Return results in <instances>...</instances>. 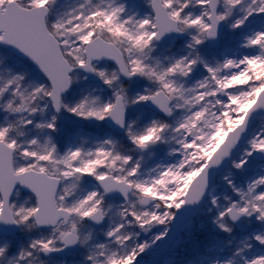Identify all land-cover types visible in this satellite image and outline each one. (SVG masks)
<instances>
[{"label": "rangeland", "instance_id": "rangeland-1", "mask_svg": "<svg viewBox=\"0 0 264 264\" xmlns=\"http://www.w3.org/2000/svg\"><path fill=\"white\" fill-rule=\"evenodd\" d=\"M10 1L27 9L49 7L47 28L74 65L84 63L92 38L114 43L134 80L124 82L109 62L95 63L99 83L74 73L55 115L47 81L29 62L0 48V140L16 151L15 171L33 169L61 179L57 203L72 213L66 227L37 232L31 217L35 201L16 191L11 210L20 230L0 239V261L146 264L189 183L260 90L255 83L264 78V0H220L225 28L218 50L206 41L208 0H162L186 33L183 40L162 44L154 41L151 0H0V7ZM159 90L172 101L170 120L143 107ZM118 95L127 113L121 136L104 124ZM259 148H264V115L253 121L248 142L216 177L205 206L162 264H178L190 248L207 264H264V255L252 252L254 243L264 245V163L252 158ZM106 175L131 185L127 202L105 198L95 180ZM232 204L254 214L243 221L246 235L226 217ZM96 210L105 216L99 229L86 221ZM70 230L79 237L77 251L44 260L41 250L56 249Z\"/></svg>", "mask_w": 264, "mask_h": 264}, {"label": "water", "instance_id": "water-1", "mask_svg": "<svg viewBox=\"0 0 264 264\" xmlns=\"http://www.w3.org/2000/svg\"><path fill=\"white\" fill-rule=\"evenodd\" d=\"M208 8L210 27L206 33V39L212 49H218L224 28V22L218 15L219 0H208ZM151 9L154 13L156 43L160 44L171 38L183 39L185 37V33L179 29L177 20L169 15L167 7L161 0H152ZM48 14L49 10L46 6L27 9L14 1L7 2L3 8L0 7V47L9 50L19 59L30 62L35 71L46 79L50 86L48 98L55 114L60 112L62 97L71 90L70 76L75 71L83 73L92 84H97L98 79L93 73V63L109 62L116 66L118 74L123 80L128 81L133 78V75L128 71L123 54L116 45L98 36L85 45V62L72 67L63 56L59 43L46 27ZM219 94L224 97L222 90ZM170 105L171 100L163 91L149 97L144 104L148 109L166 118H171ZM263 114L264 88L259 91L254 102L246 110L242 121L226 133L224 140L192 179L186 189L182 205L174 211L167 233L146 264L162 263V260L180 238L185 225L205 204L215 177L227 170L239 149L248 141L251 135V122ZM104 123L116 134L125 131L126 114L121 96L116 98ZM252 157L264 163V148L256 149ZM13 160V148L0 140V238L12 237L19 230V225L10 208L12 197L18 189L35 199L36 209L32 214V219L36 229H52L57 227L60 222L66 226L72 214L57 205L56 199L61 187V180L32 169L16 173ZM96 184L107 198H119L127 201L128 195L132 191L129 184L117 181L109 175L96 180ZM227 217L238 231L246 232L247 227L241 223V220L252 216H248L246 212L237 211L235 204H232L227 212ZM87 219L94 227L101 226L104 221L100 210L88 216ZM78 244V236L72 231L62 237L60 249L44 248L42 256L44 258L54 256L62 258L66 254L74 252Z\"/></svg>", "mask_w": 264, "mask_h": 264}, {"label": "trees", "instance_id": "trees-1", "mask_svg": "<svg viewBox=\"0 0 264 264\" xmlns=\"http://www.w3.org/2000/svg\"><path fill=\"white\" fill-rule=\"evenodd\" d=\"M255 84L260 89L261 87L264 86V78H262L260 81H256ZM30 198L32 199V201H34V199L32 197H30ZM222 236H224V235H222ZM217 239H219V238H217ZM217 239L214 240V242H217ZM226 239H224V240H226ZM253 247H254L253 252L258 251V252H262L264 254V246L254 245ZM6 257L9 259L12 257V255H8ZM8 261H10V260L3 258V259H1L0 264H8ZM178 264H207V263L205 262V257L202 253L200 254V252L198 250L190 248L187 251V254H185V257H183V259H181Z\"/></svg>", "mask_w": 264, "mask_h": 264}]
</instances>
